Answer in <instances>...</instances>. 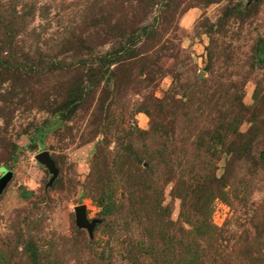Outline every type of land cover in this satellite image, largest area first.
<instances>
[{"label":"rangeland","instance_id":"1","mask_svg":"<svg viewBox=\"0 0 264 264\" xmlns=\"http://www.w3.org/2000/svg\"><path fill=\"white\" fill-rule=\"evenodd\" d=\"M5 172L0 264H264V0H0Z\"/></svg>","mask_w":264,"mask_h":264},{"label":"water","instance_id":"2","mask_svg":"<svg viewBox=\"0 0 264 264\" xmlns=\"http://www.w3.org/2000/svg\"><path fill=\"white\" fill-rule=\"evenodd\" d=\"M37 160L40 163L44 164L48 169V171L53 175V177L51 178V182H53L58 175V171L55 168L54 162L50 159L49 155L46 152L40 153L37 156ZM12 176H13L12 172H5L0 177V196L4 191V189L6 188L7 183L12 179ZM74 211H75V219H76L77 227L86 230L88 235L92 237L93 230L95 228V224L97 221L88 220L86 208L83 205L75 207Z\"/></svg>","mask_w":264,"mask_h":264},{"label":"trees","instance_id":"3","mask_svg":"<svg viewBox=\"0 0 264 264\" xmlns=\"http://www.w3.org/2000/svg\"><path fill=\"white\" fill-rule=\"evenodd\" d=\"M157 208L159 209V217H161V224H164L163 223V221H164V219H162V217L164 218V211L166 210V208L165 207H163L162 205H160V204H158L157 205ZM160 213H161V215H160ZM163 220V221H162ZM164 222H166V221H164ZM199 264H201V262H199Z\"/></svg>","mask_w":264,"mask_h":264}]
</instances>
